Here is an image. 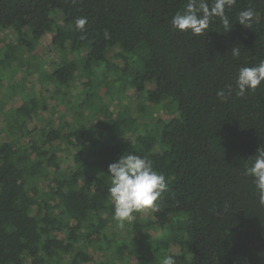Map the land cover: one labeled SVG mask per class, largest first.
<instances>
[{
  "label": "trees",
  "instance_id": "16d2710c",
  "mask_svg": "<svg viewBox=\"0 0 264 264\" xmlns=\"http://www.w3.org/2000/svg\"><path fill=\"white\" fill-rule=\"evenodd\" d=\"M188 2L0 0V31L16 39L0 38V78L26 66L20 48L53 34L52 70L27 68L53 87L17 84L8 90L21 93L19 105L0 100V134L11 136L0 141V264H163L173 253L177 264H264V206L244 175L264 147V82L235 94L239 68L264 60V0H236L231 30L214 17L202 35L171 26ZM249 7L245 27L237 17ZM227 85L223 102L216 93ZM166 102L175 114L156 118ZM128 151L151 160L168 190L121 226L107 170Z\"/></svg>",
  "mask_w": 264,
  "mask_h": 264
},
{
  "label": "clouds",
  "instance_id": "9594fccd",
  "mask_svg": "<svg viewBox=\"0 0 264 264\" xmlns=\"http://www.w3.org/2000/svg\"><path fill=\"white\" fill-rule=\"evenodd\" d=\"M236 0H213L211 6L207 0H189L182 12H177L171 20L173 29L185 32L191 31L194 35H202L210 25L214 17H219L224 31H230L233 24L226 15V8L231 9ZM255 12L249 7L241 10L237 21L245 26L251 27ZM86 17H79L75 21V27L85 32ZM104 37L110 38V33L105 30ZM234 58L241 55L240 48L234 46L231 49ZM264 82V60L258 65L242 66L238 70L235 79V94L244 97L251 90L255 91ZM232 85H227L217 91V97L226 102L232 95ZM107 172L110 174V186L108 193L114 202V219L123 226L124 222L131 215L144 208H155L157 201L168 190L166 176L155 169L151 160L128 151L121 155L119 159L108 166ZM245 176L253 178V183L258 191L260 205L264 206V147L257 150L255 156L250 158L245 165ZM176 255L168 254L163 264H177Z\"/></svg>",
  "mask_w": 264,
  "mask_h": 264
},
{
  "label": "rangeland",
  "instance_id": "374dc122",
  "mask_svg": "<svg viewBox=\"0 0 264 264\" xmlns=\"http://www.w3.org/2000/svg\"><path fill=\"white\" fill-rule=\"evenodd\" d=\"M59 19L62 20L63 19V14L61 12H59ZM52 33H48L46 34L39 42V44L36 46V48L34 50H27L26 48L22 47L20 48L17 53L18 56L20 57V59L22 61H24L25 65L20 70H17V72H14L12 70L13 73L11 72H4V74H2L1 78H0V100L2 99H6L9 100L10 105L16 107L17 105H19L22 101V95L21 93L13 90V93L9 92V87L12 86V88L14 89L17 84H21L20 86L25 90L28 91L30 88L36 90V92H41V91H46V90H50L53 87V84L51 83V81H45L44 83H40L39 82V71H32L27 69L28 66L29 68L32 66V68L34 67H39V69H47V71H51V67L49 66L48 62L46 61L51 47H52ZM0 38H6L8 40H12L13 42H16L15 36L13 35L12 31H0ZM143 47L146 49V45L143 44ZM145 56H149V52L146 49V51L144 52ZM140 59V58H139ZM138 63V62H137ZM139 64L142 66V59L139 60ZM144 65V64H143ZM79 82L77 81L75 84H78ZM16 85V86H15ZM14 86V87H13ZM70 92H75V88L71 87ZM9 96L5 97L7 95V93ZM17 92V93H16ZM129 94H131V99L133 101V103L135 104L138 100V95L135 91V89H133L132 92L129 91ZM169 103V102H168ZM167 102L165 103V105H162L161 107H157L154 110V116L156 118H163V119H168L170 118L171 115H174L171 112V105L168 104ZM111 107H113L115 110L118 109V102L117 100H113ZM69 115L71 114L70 111H68ZM56 114H52L51 111L47 112L46 117L48 118H54L53 120L55 121L53 123L54 126H56V124L58 123V118L56 117ZM1 120H6L5 116L3 113L0 114V121ZM31 128L34 127L33 123L29 124ZM40 131L38 130L36 132V135H39ZM11 136L9 134H7L6 132H1L0 134V141H5V140H10ZM71 153L73 152V149L70 148L68 149ZM145 228L141 227V230H144ZM116 231L119 235H123V236H127L128 238H130V229H119L116 228ZM151 235H155L156 234V230L152 229L149 230ZM65 235L64 233H61L60 236ZM175 246H177L179 248V246L176 244ZM97 256H100L101 253H96ZM135 259V258H134ZM132 261H135V260Z\"/></svg>",
  "mask_w": 264,
  "mask_h": 264
}]
</instances>
